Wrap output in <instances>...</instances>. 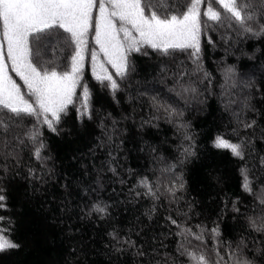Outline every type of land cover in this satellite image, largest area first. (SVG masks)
Returning <instances> with one entry per match:
<instances>
[{
  "label": "snow or ice",
  "instance_id": "snow-or-ice-1",
  "mask_svg": "<svg viewBox=\"0 0 264 264\" xmlns=\"http://www.w3.org/2000/svg\"><path fill=\"white\" fill-rule=\"evenodd\" d=\"M93 27L92 39L98 46L91 54L93 75L117 103V93L125 90L124 81L134 70L132 53L154 54L160 65V79L165 82L171 79L169 91L174 96L164 99L159 93L139 94L148 96L150 111L137 127L141 130L146 125L158 127L155 122L160 119L172 124L180 140L176 145L178 155L169 159L160 151V145H153L141 137L140 151H147L149 157V168L143 173L131 168L120 171L118 153L122 141H118L127 130L118 127L119 121L111 113L100 116L91 107L90 90L81 79L84 50ZM213 31L230 46L247 40L264 41V0H184L183 4L179 0H165L163 4L159 0H0V209H7L9 205V177L27 180V190L33 191H39L35 187L37 183L46 184L52 178L54 170L47 163L51 157L44 155L48 145L37 125H47L51 132L59 134V123L71 105L76 107V119L82 124L85 118L90 122L98 121L96 127L100 135L95 137L96 143L89 151L95 153L97 149L108 148L107 156L98 166H93V183L81 184L88 199L77 205L80 219L111 221L114 204L102 196L105 176L109 172L122 185L128 182L126 177H134L128 196L132 202L137 199L148 202L141 215L147 217L149 225L141 222L137 230L131 223L126 229L110 223L105 233L107 242L95 249L94 255L106 257V264H121L128 253L132 254V264H264V148L256 146L257 140L264 144V62L259 67L252 63L245 67L226 64L219 68L221 97L226 98L225 107L232 120L225 131L217 129L208 139L211 148L230 153L236 164L241 192L252 198L251 205L245 204L243 213L239 208L242 198H231L233 220L244 217V234H239L234 242L221 240V222L228 211L227 195L221 197L224 203L211 220V228L204 223H188L193 213L197 216L204 213L196 210L199 201L187 195L184 169L190 159L197 156V140L177 104L179 100L187 104L190 99L201 96L198 86L204 81L212 84V74L203 63L202 38L207 37V44L215 47ZM50 44L60 46L62 54L67 49L66 62L45 66L50 64L43 60ZM236 51L238 58L247 57L250 61L257 59L258 52L264 56L260 48L248 51L237 47ZM101 53L115 75L98 59ZM178 56L185 59H177ZM77 100L80 101L78 106ZM135 114L133 109L131 116L134 118ZM32 117L35 123L26 126L25 121ZM127 119L129 115L120 116V120ZM24 154L29 156L27 162ZM33 160L39 164V171ZM22 168L26 173L21 172ZM209 179L216 184L223 182L218 175L210 174ZM61 187L68 196L72 195L67 183ZM164 202L168 207L164 209L162 226L168 231L160 232L159 240L153 231L149 241L145 238L147 228L164 208ZM60 205L61 214L73 212L70 202L66 203L63 198ZM176 217H183V220ZM0 221H5V217L0 216ZM6 222L10 226L0 229V255L22 247L12 236L14 222L11 217ZM68 227L72 231L71 223ZM209 234L215 261L203 245ZM168 236L178 238L176 255L160 252V249H167L164 239ZM189 236L201 242L198 251L190 246ZM222 244L227 259L217 250ZM87 255L88 249L80 240L68 250L63 264H84L81 257L86 260ZM180 257L186 259L181 261Z\"/></svg>",
  "mask_w": 264,
  "mask_h": 264
},
{
  "label": "trees",
  "instance_id": "trees-1",
  "mask_svg": "<svg viewBox=\"0 0 264 264\" xmlns=\"http://www.w3.org/2000/svg\"><path fill=\"white\" fill-rule=\"evenodd\" d=\"M159 2L163 4L165 0H159ZM183 2L184 0H179L180 4ZM89 31L81 79L90 90L91 107L100 116L111 113L119 121L118 127L127 130L123 132L118 141H122L118 153L120 171L126 172L127 169L131 168L139 169L143 173L145 169L149 168L147 151L143 153L140 151L141 137L153 145H160V151L169 156V159L177 156L176 145L180 143V140L177 138L178 134L172 124L160 119L155 122L158 127L146 125L143 130L137 127L141 118H147L150 111L148 96H141L140 93L145 91H148L149 95L159 93L164 99L174 96V93L169 91L171 79L165 82L158 75L160 67L158 58L154 54L151 56H144L140 53L131 54L134 70L130 72L129 78L124 81L125 90L117 93L119 101L117 103L109 94V90L102 87L101 83L92 75L91 54L93 49H96V44L92 39L95 35L94 27ZM211 35L216 40V46H209L207 37H203L202 47L204 51L202 55L204 67L212 74V84L209 85L207 81H204L198 86L201 96L190 99L187 104L184 100H179L177 104L184 112V120L191 124L197 140V156L192 157L184 169L185 180L188 183L187 195L195 197L199 201L196 210L204 213L200 216L193 213L188 223L190 225L204 223L208 228H211V220L215 219L224 203L221 197L227 195L229 198L228 211L225 214V220L221 222V240L234 242L239 234H244L246 224L243 216L233 220L235 213L232 212L231 198L236 196L242 198L239 205L241 213L245 210V204L251 205L252 198L241 192L236 164L230 153L227 150L211 148L208 139L209 134L215 133L217 129L225 131L226 126H230L232 120L230 111L225 107L226 98L221 97L222 77L219 68L226 64L245 67L252 63L259 67L264 62V56L260 52L257 53L255 61H250L247 57L238 58L236 49L243 47L248 51L253 48L264 50V41L247 40L238 46H230L219 39L216 31H213ZM147 50L152 52L151 49ZM66 56L67 49L62 54L60 46L50 44L43 60L49 61L50 64L45 66L50 67L66 62ZM177 59L182 60L185 57L178 56ZM109 73L115 75L113 70H109ZM12 75L19 82V78L15 77L14 73ZM83 84L80 86V90H82ZM79 102V100L76 101L77 106ZM133 109L136 113L134 118L131 116ZM122 114L129 115V119L120 120ZM76 115V107L70 105L68 112L62 116L59 123V134L51 132L47 125H37L48 145L44 153L45 156L51 157L47 162L48 167L54 170V175L47 180L46 184L37 183L35 185L39 191L27 190L28 182L21 177H9L11 182L10 200L7 209H0V216L5 217V221H0V229L10 226L6 221L8 217H11L14 222L12 236L22 243V247L11 253L0 255V264H63L68 250L80 240L84 241L88 249L86 260L81 257L84 264H106V257L94 255V250L102 248L103 243L107 242L108 238L105 233L110 223H115L123 229H126L131 223L135 225L137 230L142 226L141 222L143 225H149L150 222L147 217L141 215L148 202L141 199L132 202L128 196V189L135 182L134 177H126L128 182L122 185L118 179L112 177L110 172L105 176V190L102 196L103 199L110 200L114 204L111 210V221L101 223L96 220L80 219V209L77 205H81L84 200L88 199L81 190V184L93 183L95 180L93 166L94 164L98 166L107 156L108 148L97 149L95 153L89 151L92 145L96 143L95 137L100 135V129L96 127L98 121L90 122L85 118V123L82 124L77 121ZM33 123H35V117L25 121L28 127ZM108 123L111 124V120H108ZM165 140L166 142H164ZM256 146L258 149L264 148V144H261L259 140L256 141ZM23 158L25 162L29 160L27 154H24ZM33 164L39 171V164L35 160H33ZM21 172L26 173V169L22 168ZM86 172L87 175H85ZM210 174L221 176L223 182L216 184L214 181H210ZM65 183L70 186L71 196H68L61 187ZM81 197L84 199L82 200ZM62 198L66 203L70 202L73 208L71 214L60 213V200ZM167 207V203L164 202V208L160 209L157 217L147 228L145 238L149 241L152 239L153 231L157 234L158 240L161 239L160 232L168 231L166 227L162 226L166 214L164 209ZM173 207L175 206L173 205ZM172 214L175 217V212ZM70 215L71 219H69ZM54 217L59 219L54 221ZM176 218L183 220V217ZM60 219L63 220V223H60ZM69 223L73 225L72 231H69ZM172 230L174 232L175 227ZM133 238L137 239L135 236ZM177 239L175 236H168L164 239V244L168 247L167 249H160V252L167 251L176 255ZM188 239L191 241L190 246L198 251L201 242L190 236ZM203 245L211 253V260L215 261L216 255L215 251L212 250L213 241L210 234L207 235ZM217 250L221 252L224 259H227L223 244ZM185 259V257H180L181 261ZM132 260V254L128 253L126 257L122 258L121 264H132Z\"/></svg>",
  "mask_w": 264,
  "mask_h": 264
},
{
  "label": "rangeland",
  "instance_id": "rangeland-1",
  "mask_svg": "<svg viewBox=\"0 0 264 264\" xmlns=\"http://www.w3.org/2000/svg\"><path fill=\"white\" fill-rule=\"evenodd\" d=\"M96 49L98 50V46L97 45H96ZM84 55H85V50H84ZM98 59L103 63L104 68H106L108 72H109V70H113L115 72V70L111 67V65L103 60V54L102 53L99 55ZM92 75H93V70H92Z\"/></svg>",
  "mask_w": 264,
  "mask_h": 264
}]
</instances>
